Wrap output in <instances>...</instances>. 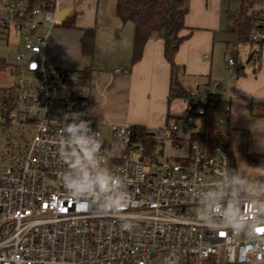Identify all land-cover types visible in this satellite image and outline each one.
<instances>
[{
	"label": "built area",
	"instance_id": "1",
	"mask_svg": "<svg viewBox=\"0 0 264 264\" xmlns=\"http://www.w3.org/2000/svg\"><path fill=\"white\" fill-rule=\"evenodd\" d=\"M260 6L250 41L264 45ZM59 10V0L48 7L0 0V42L16 46L11 63L0 56V67L15 74L0 131L26 128L31 135L24 148L0 154V264H264V163L237 189L226 148L191 129L205 105L220 101L219 84L209 90L197 83L201 95L182 118L145 128L154 149L134 142L128 123L114 125L106 145L90 117L82 74L45 65ZM250 61L258 63L260 52ZM81 122L87 130L79 134L101 143L91 161L67 131ZM184 138L187 155L169 156ZM98 173L108 177L107 188L94 183ZM69 181L89 184L83 198L69 193Z\"/></svg>",
	"mask_w": 264,
	"mask_h": 264
},
{
	"label": "crops",
	"instance_id": "2",
	"mask_svg": "<svg viewBox=\"0 0 264 264\" xmlns=\"http://www.w3.org/2000/svg\"><path fill=\"white\" fill-rule=\"evenodd\" d=\"M107 4L103 10L101 0H59L60 9L74 11L49 34L45 65L78 72L83 77L82 72L88 70L84 81L90 117L99 127L111 129L116 124L128 123L133 127L157 128L182 118L188 100L168 99L171 69L164 57L162 38L154 36L142 59L132 65L134 26L122 25L113 3ZM230 12L225 9L224 0H189L182 35L190 37L181 45L176 63L184 68L181 81L192 94L200 92L197 83L209 90H214L213 83L219 84L214 90L222 100L216 124L220 119L224 121L219 127L227 137L236 169L242 174L248 168V155L260 156L264 163V45L257 49L258 63L249 59L244 65L237 59L236 66L230 67L228 60L235 57L227 56L221 46H216L225 24L224 14L229 16ZM85 29L96 31L93 57L82 54ZM123 38L125 48L120 44ZM210 135L214 136V131ZM249 170V175L258 171Z\"/></svg>",
	"mask_w": 264,
	"mask_h": 264
},
{
	"label": "trees",
	"instance_id": "3",
	"mask_svg": "<svg viewBox=\"0 0 264 264\" xmlns=\"http://www.w3.org/2000/svg\"><path fill=\"white\" fill-rule=\"evenodd\" d=\"M33 6L44 4L47 7L50 0H31ZM264 0H242V6L238 12H230L229 18L237 28L238 37L241 43H251L250 36L253 32V18L248 15V9L262 5ZM189 13V0H115V14L122 25L131 23L134 26V40L132 47V65L138 63L144 54L147 43L156 35L160 36L164 42V57L171 69V82L168 99H185L191 101L195 94L190 93L184 87L181 76L184 68L176 63V55L181 45L190 37L183 36L186 29L185 18ZM96 44L95 29H85L81 39L82 54L86 57H93ZM6 69L1 66L0 70ZM87 71L82 72L85 76ZM81 74V73H80ZM11 96V94H10ZM222 100L214 105L206 107V115L202 117V122L206 128L195 138L203 140L213 139L216 143L224 146L229 152L231 162V174L234 186L242 190L246 176L240 174L233 162L231 147L222 129L216 124V114ZM207 129L214 131L211 136ZM133 141L142 143L154 149L156 144L148 138L145 128L133 127ZM263 164L260 156L248 155L246 165L248 168L259 169Z\"/></svg>",
	"mask_w": 264,
	"mask_h": 264
},
{
	"label": "rangeland",
	"instance_id": "4",
	"mask_svg": "<svg viewBox=\"0 0 264 264\" xmlns=\"http://www.w3.org/2000/svg\"><path fill=\"white\" fill-rule=\"evenodd\" d=\"M108 2L113 3V6H115V0H101V9L105 10L107 9V4ZM106 4V5H105ZM224 6L226 10H230L232 12H237L240 10L242 6V0H224ZM261 9V6L258 5L254 8H249L248 9V15L251 18H254L256 13ZM224 23L223 28L221 32L218 34V41L220 42L217 46H221V50L223 53H227V56L233 55L235 60L238 59L241 63L244 65H247V61L250 59L251 55L253 54L254 51H256L259 47V44H251L249 42L247 43H241L238 37L237 29L233 22L230 20L228 17V14H224ZM133 26V25H131ZM121 47L125 48L126 45V39L123 38L120 41ZM221 51V52H222ZM16 52V46L11 45V46H6L4 43L0 42V56L3 58H6L9 63L13 60V55ZM252 63V62H251ZM201 81V80H200ZM202 82V81H201ZM15 83V74L13 72L6 68L0 70V109L2 108V105L4 101L10 99V91L13 88ZM200 97L201 93L198 92L196 94ZM189 104V101H187ZM201 107V106H200ZM196 126L191 127L192 131L194 132H199L203 133L206 128L202 122L201 119H196L195 120ZM28 129L26 128H18V127H10V128H2L0 131V154H4L8 151L6 156H10L13 154V148L14 147H20L24 148L31 138V135H28ZM99 131L102 134V137L105 141V144H109L111 140V136L113 133V128H109L106 126H100ZM207 132L210 134L212 132L211 130L207 129ZM210 141V140H209ZM183 148L182 150L179 151H174V150H168V155L172 157H184L188 153V146L189 143L184 138L182 141ZM146 171H149L148 168ZM250 170L249 168H246L242 172V175L244 176L249 175ZM256 173V172H255Z\"/></svg>",
	"mask_w": 264,
	"mask_h": 264
},
{
	"label": "clouds",
	"instance_id": "5",
	"mask_svg": "<svg viewBox=\"0 0 264 264\" xmlns=\"http://www.w3.org/2000/svg\"><path fill=\"white\" fill-rule=\"evenodd\" d=\"M81 130H87V122H81L79 125L72 124L69 125L67 128V131L74 136V142L80 147L81 151L83 152L84 157L91 161L93 157V153L98 152L101 143H95L92 144L90 139L86 135L79 134ZM71 155L75 156L77 155L75 152L71 153ZM75 164L79 166L81 164V160L79 158L76 159ZM94 183L98 184L101 188H107L109 184L108 177L104 175L103 173H98ZM65 187L69 191V193L74 198H83V194L88 191L89 184L87 182H72L69 181ZM121 205L124 203L123 200H121ZM107 211L113 210V207H109L106 209ZM124 227H129L128 224L123 225ZM237 224H231L229 225V228H231L233 231H237L238 229Z\"/></svg>",
	"mask_w": 264,
	"mask_h": 264
},
{
	"label": "water",
	"instance_id": "6",
	"mask_svg": "<svg viewBox=\"0 0 264 264\" xmlns=\"http://www.w3.org/2000/svg\"><path fill=\"white\" fill-rule=\"evenodd\" d=\"M74 11V8H61L58 11V19L62 23L66 20V18Z\"/></svg>",
	"mask_w": 264,
	"mask_h": 264
}]
</instances>
